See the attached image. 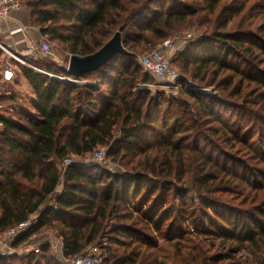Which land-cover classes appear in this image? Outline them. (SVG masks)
I'll use <instances>...</instances> for the list:
<instances>
[{
  "label": "trees",
  "instance_id": "16d2710c",
  "mask_svg": "<svg viewBox=\"0 0 264 264\" xmlns=\"http://www.w3.org/2000/svg\"><path fill=\"white\" fill-rule=\"evenodd\" d=\"M25 7L67 60L118 30L127 53L76 78L67 63L23 64L0 47V235L37 215L0 264H66L93 244L101 264H264V0ZM194 24L205 33L171 60L181 71L176 93L152 90L137 57ZM101 147L117 168L72 160L61 170ZM49 229L62 259L51 243L27 248Z\"/></svg>",
  "mask_w": 264,
  "mask_h": 264
},
{
  "label": "built area",
  "instance_id": "2783aa9c",
  "mask_svg": "<svg viewBox=\"0 0 264 264\" xmlns=\"http://www.w3.org/2000/svg\"><path fill=\"white\" fill-rule=\"evenodd\" d=\"M19 7V4L17 2L11 1V0H0V18H6L9 16L10 12L12 10H15ZM188 41H191V35L187 36ZM187 42V41H186ZM185 42V43H186ZM176 46L171 44L169 40H166L163 44L158 45L157 47H154L150 49L147 53L142 55L139 58V64L143 68V70L147 73H149L152 77L158 79V80H171V81H177L180 77V74H178L171 66L170 60L166 54V52L169 49L176 50ZM48 46L43 45L41 46L40 50L33 55L36 56L38 53L46 54L48 52ZM29 53H33L32 48H28ZM12 57L23 64H26V62L22 59V55L20 52H16L12 55ZM190 84L198 91L208 93V90H204L203 88H199L196 85H194L192 82ZM150 86V85H148ZM160 87V86H157ZM168 88L170 89H177L175 88V85H170ZM1 108V105H0ZM104 159V153L101 150H98L94 154V160L95 161H102ZM72 159L66 158L63 162V167L68 166L71 164ZM31 225V220H26L24 222H21L17 224L16 226H13L9 229H7L5 232H3L1 238H0V245L2 244V248H4L5 252L3 254L10 255L14 253V249L11 247V242L25 229H27ZM100 248L97 246V244H93L86 248V250L79 256L68 260L66 264H101L100 259ZM35 251H38L36 249Z\"/></svg>",
  "mask_w": 264,
  "mask_h": 264
},
{
  "label": "rangeland",
  "instance_id": "374dc122",
  "mask_svg": "<svg viewBox=\"0 0 264 264\" xmlns=\"http://www.w3.org/2000/svg\"><path fill=\"white\" fill-rule=\"evenodd\" d=\"M26 1V0H25ZM205 33V27L204 26H200L198 24H194L193 26H190V27H187L186 29H183V30H180L178 32H176L175 34L171 35L170 37H168L166 40H169L171 42V44H173L174 46H176V50H172V49H169L166 54L170 60V63H171V66L172 68L178 73V74H181V71L178 69V67L176 66L175 63H172L171 60L174 56L175 53L177 52H180L181 50H183V48H185V46L191 42V41H194V40H197L199 39L203 34ZM188 35H191V41H188V38L187 36ZM165 40V41H166ZM43 44H44V40H42ZM164 41V42H165ZM187 41V42H186ZM164 42L160 43V44H163ZM186 42V43H185ZM158 44V45H160ZM158 45H155L151 48H148L147 50L141 52V54L137 57V61H138V64H139V58L144 55L145 53H147L150 49L154 48V47H157ZM43 46V45H42ZM45 46V44H44ZM3 50L5 51V53L9 56V59L11 60H15L12 55L15 54L14 52H11L7 49H4V47H2ZM48 52L46 54H42V53H38L36 55V58H44V57H50V58H54L55 60H57L59 62V64H62V65H66L67 63V58L65 56L64 53H62L61 49L57 46V44L55 43H50V46L48 47ZM23 59V57H22ZM16 61V60H15ZM140 65V64H139ZM143 69V68H142ZM8 71L10 72L9 74V79L12 78L13 76V71L11 69H7L5 70V72ZM5 72L3 73L5 75ZM153 80H154V83H152L149 87L152 89V90H164V92L167 94V95H171L172 93H176L174 90L175 89H170L168 88L170 85H175V88H178L176 85H178L177 81H171V80H158L154 77H152ZM8 79V80H9ZM194 85H197L200 86L199 88H203L204 90H208L207 92H210V95H215V93H217L214 89H213V86H209V85H206V84H199V83H195L194 81L192 82ZM157 86H160V87H157ZM98 150H101L103 151L104 153V159L102 161H95L94 160V154L98 151ZM97 151H94L93 154L91 155H88L84 158H79V157H74V156H70L72 160H76V161H84V162H89V161H93V162H97V163H100V164H107L108 166H110L111 168H117V166H115L114 164H112L108 158H106V151H107V147H101V148H98ZM61 167V170H63V165L61 164L60 165ZM34 218H37V215L35 216H31L30 219L31 220H34ZM3 234V233H2ZM2 234L0 235V238L2 236ZM53 237V238H52ZM54 238H57L56 237V233L51 229L49 230H44V231H41L39 233H36L32 236V240L31 242L28 244L27 248L28 249H32V248H36L38 247L39 244H43V243H51V241H54ZM27 248H21L22 250L20 251H24L26 252ZM3 252H5L4 248H1L0 246V253L2 254ZM17 252H19V250H17ZM100 252V250H99ZM248 255V252L246 250H242L240 252V257L241 258H245L246 256Z\"/></svg>",
  "mask_w": 264,
  "mask_h": 264
},
{
  "label": "crops",
  "instance_id": "0c3cea01",
  "mask_svg": "<svg viewBox=\"0 0 264 264\" xmlns=\"http://www.w3.org/2000/svg\"><path fill=\"white\" fill-rule=\"evenodd\" d=\"M11 1L17 2L19 7L12 10L8 17L3 19L0 18V47H4V49L14 53L20 52L23 58L33 56L36 51L38 52L41 46L44 45L42 43V36L40 35L39 29L31 25L30 17L25 7V0ZM28 48H32L33 53H29ZM9 74L10 72H5L6 79H9L11 76V74L10 76ZM18 89H26L24 81L19 80L17 90ZM61 190L62 184L58 186L57 192ZM51 244L53 245L56 255L62 259V244L60 239L58 237L54 238ZM0 246L2 248V244ZM20 250L17 254L22 255L24 251Z\"/></svg>",
  "mask_w": 264,
  "mask_h": 264
},
{
  "label": "water",
  "instance_id": "95a60500",
  "mask_svg": "<svg viewBox=\"0 0 264 264\" xmlns=\"http://www.w3.org/2000/svg\"><path fill=\"white\" fill-rule=\"evenodd\" d=\"M122 46L120 30L97 51L86 56L71 55L67 63V71L78 78L81 74L94 71L115 54H126Z\"/></svg>",
  "mask_w": 264,
  "mask_h": 264
}]
</instances>
